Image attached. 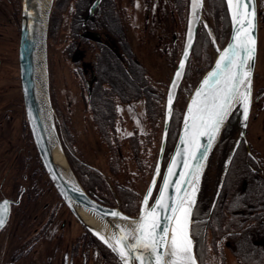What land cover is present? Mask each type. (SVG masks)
Listing matches in <instances>:
<instances>
[{
    "label": "flooded vegetation",
    "instance_id": "flooded-vegetation-1",
    "mask_svg": "<svg viewBox=\"0 0 264 264\" xmlns=\"http://www.w3.org/2000/svg\"><path fill=\"white\" fill-rule=\"evenodd\" d=\"M60 1L62 5L65 1V10L67 14H71L67 34L71 43L69 57L76 46H81L82 59L80 57L79 60H74V65L79 68L81 60L90 62L89 75H84L81 69L79 71L85 86L82 113L91 121L96 143L101 142L100 145L105 146L110 153V147L115 141L112 135L113 118L107 116L106 123L103 124L99 117L101 111L99 100L103 98L128 100L129 80H133L132 74H135L132 68L141 67L144 71V67L148 65L147 58L151 54L157 57L158 55L155 54H160L166 48L171 50V54L177 52L180 36L178 23L181 25L184 19L185 32L188 3L184 11L183 2L181 8L179 5L181 0H98L93 10L88 12V7L94 0ZM256 1L259 8L260 0ZM54 3L56 4L57 0H53L52 5ZM51 11L52 6L50 13ZM257 24L260 27L259 15H257ZM137 33L138 39L133 42L135 46L133 48V45L130 46V35L133 37ZM183 38L184 33L181 47ZM259 57L258 51L253 72L252 108L244 130L242 124L232 122V119L235 120L233 112L220 133L219 144L223 146L224 152L219 164L224 162L223 178L218 183L220 170L217 165L212 185L211 187L207 185L206 188L204 208L199 209L198 203L199 194L206 181L201 182L193 207L190 232L199 264H231L230 260H233V264H264V162L253 142L260 140V135L264 133V85L262 84L264 76L257 69ZM256 76L261 77L260 83H256ZM26 123L24 127H20L25 137L24 139L21 135L23 144L18 147L21 148L19 150L21 154H15L13 157L12 167L16 173L11 176L13 181L9 188L10 195L2 193L0 188V200L3 198L9 200L8 217L4 226L0 228V234L5 233L11 223L20 227L19 235L22 234L18 237L19 240L18 235H14L16 243L10 256L6 257V261L3 260V264H32L34 244L39 242L45 243L49 249V255L43 257L44 264H65L67 252L65 232L72 226V222L64 217L59 218V214L64 210L65 215V209L68 207L45 173ZM64 126L59 128L58 136L71 169L73 168L71 161L77 160L93 172L103 174L97 164L83 159L79 145L75 150L72 148L75 142L74 134L66 125ZM69 140L71 145L67 142ZM83 140L84 149L97 152L96 146V149L92 150L94 146H90L85 137ZM81 142L80 146H82ZM12 150L14 151L10 145L5 153ZM2 151L0 135V164ZM78 170H82L81 166ZM79 173L76 172L75 175ZM80 183L82 184L81 181ZM82 186L87 189L83 184ZM50 189L54 192L51 197L53 200L45 202L41 211L34 212L36 200ZM87 191L91 190L87 189ZM93 193L96 195L95 192ZM16 214L19 218L14 220ZM78 224L83 234L76 237L78 240L73 239L69 264H84L83 252L90 254L91 260L98 247L101 251L106 250L107 247L104 241L98 240L95 232L82 223ZM24 227H29L28 234H25ZM81 240L82 244H80ZM57 247L58 254L55 256ZM110 252L112 257V248ZM101 255L108 256L106 252Z\"/></svg>",
    "mask_w": 264,
    "mask_h": 264
},
{
    "label": "rangeland",
    "instance_id": "rangeland-1",
    "mask_svg": "<svg viewBox=\"0 0 264 264\" xmlns=\"http://www.w3.org/2000/svg\"><path fill=\"white\" fill-rule=\"evenodd\" d=\"M20 2L21 0H0V135L3 149V157L0 164V188L2 193L6 195H10L9 188L10 184L13 181V178L11 176L15 175L16 173L15 169L12 167L13 157L15 154H21L19 152L21 148L19 149L18 147L23 144V138L25 139L20 128L21 126L24 127L26 118L23 109L22 94L20 90L17 57L20 27ZM59 3H61V1L57 0V3L55 4L56 7H58L57 11L59 14L56 34H54L52 31L55 18L51 17V22L50 19L48 22L51 30L49 34L47 32L45 46L49 101L51 105V115L54 129L58 135L59 128L65 127L64 125H66V127L69 128L74 134L75 142L74 147L72 148L75 150L76 146L78 147L79 145L80 149L82 150L81 156H83V159L97 164V166L103 173L102 175H104L103 177L107 179V181L113 188L115 187V184L113 183L112 178H119L121 184H127L130 189L137 188V190L139 191L138 196H141L148 179L147 175H145L144 173H140L137 164L138 161L144 160L145 157L142 153L140 142L137 151L135 153L131 151L130 142L127 137L132 132H138V134L140 135L142 131L146 130V127L149 124H151L152 126H156V124L159 123L161 126L164 111V100L166 95L165 89L173 73V69L175 68L179 60L182 51L181 47L179 54L178 52H172L171 54V50L169 48H166L160 54L156 53L155 55H158L157 57L151 54L147 58L149 62H147V67H144V71L142 70L139 73V75L142 77L143 83L146 85L145 87L147 88L149 86L148 89L153 90L151 93H148L147 98L146 96L142 95H138L132 98L129 97L128 100H119L118 98H112V109L115 114L113 118V129L117 131L118 140L113 142L114 144L111 145L109 153L107 152L105 146L100 145L101 142H97L98 144L96 143L95 139L93 138L94 128L91 124V121L88 117L85 116V114L82 113V108L84 107L85 103V86L79 71L82 70L84 75H89L90 62H84L83 60H81L79 68L74 65V60H79L80 57L82 59L83 47L81 48V46H76V48L72 50L69 57L71 43L69 42V36L67 34L69 33V20L71 14H67L65 10L66 4L64 2L61 7L58 6ZM259 6L260 7L257 8V15H259V23L261 22V25L259 27L257 24L256 54L259 51L260 57L257 62V69L258 72L263 74L264 76V0H260ZM221 15V5L216 4L215 0H203L201 15L199 18L202 19V24L209 31V34L211 36V44L208 46L206 45V40H202L198 48L200 49L199 54L192 51L189 60L186 63L185 72L180 79L176 97L174 99V108L168 129L165 154H168L172 148L178 132L181 115L192 88L197 83L206 68L209 67L212 63L213 58L216 54V50L227 39L228 34H225L224 38L222 35L223 31H221L220 28V21L222 19ZM179 28L180 24L178 23V29ZM125 30L127 31V26H125ZM137 39L138 33L133 37L130 35V46H132L133 42H136ZM133 48H135L134 45ZM260 82L261 77L256 76V83ZM130 84H133V81L131 79L129 80V85ZM262 84L264 85V78ZM128 93L130 96V90L128 91ZM144 94H146V92ZM149 97L154 98V108L156 109L155 112L157 113V117L154 116V118L152 117V119L149 118L146 110ZM251 106L252 103L250 105V109L252 108ZM249 113L248 118L250 115ZM232 122H237L236 124H242L241 120L237 118L236 114L235 120L232 119ZM160 130L161 128H159V132ZM24 132L27 136L28 134L26 133V128H24ZM21 135H23V138L21 137ZM260 136V140H253V142L254 146L257 148V151L262 155V159L264 162V133L262 132ZM83 137L86 138L90 146H94L92 147V150L93 148H95V146L97 147L98 150L96 153H94V151H90L91 149L89 151L84 149L85 142L83 140ZM67 142H69V144L71 145L70 140ZM80 142L82 146H80ZM115 143L117 144V146H115ZM158 143L159 138L155 141L156 151L158 148ZM10 145L11 148L14 149V151L12 150L8 153H5L8 151ZM34 151L35 150H33V153ZM223 152V146L216 143L203 170L199 188L202 181H206L207 183L202 186L201 192L199 194L198 205H200L199 209L201 210L204 208L203 203L206 202L207 185L211 187L212 181L214 179L213 174L216 172L217 165L219 166L218 170L222 171V162L220 164L219 162L222 159ZM164 159H166V156L164 157ZM71 165H73V168L71 170L74 175L76 172H81L78 169L82 165L81 163H78L77 160H72ZM73 169H75V171ZM86 188L93 192L98 191L99 193H102V195L109 193V190L106 188L104 183L103 186H97L96 189L93 187ZM155 189L156 185L152 194L154 193ZM52 195H54V192L50 189L46 194L37 199L36 205L34 206V212H37L38 210L41 211V207L45 202L53 200V198H51ZM115 199L120 201L122 204L124 203V201L127 202L129 198L121 196L120 198L116 197ZM65 210V215L63 213V210L60 212L59 218L64 217L66 218V220L72 222V226H70L69 229L65 232L67 246V252L65 254V264H69L71 261V255L69 252L71 251V246L73 245V239L78 240V238L76 237L79 234H83V232H81L78 224L82 223L81 219L74 215L69 208ZM14 218V220H16L19 218V216H17L16 214ZM9 225L10 226L6 231L7 233L3 232L2 234H0V261L2 264L4 262L3 260L6 261V257L10 256L12 249L16 243L14 241V235H18L17 239L18 237L22 236V234L19 235L20 227L15 226L14 223L13 225L12 223ZM24 228L26 229L25 234H28L27 230L29 229V227ZM81 239L83 240V238ZM82 240L80 244H82ZM98 240L100 241L99 237ZM45 245L46 244L43 242L34 244L35 252H33L32 254V264H44L45 260H43V257L46 254L49 255V249ZM56 245L57 243L55 244V246ZM103 251L108 254L107 257L101 255V253H104ZM103 251H101V249L98 247L97 251H94L95 255H92L91 260V255L86 253L84 254L83 252V256H85L83 258L84 264H123L117 252H115L116 256L113 255L111 257V248H109L108 246L106 247V250L104 249ZM57 254L58 247L56 249L55 256H57ZM230 263L233 264V260H230Z\"/></svg>",
    "mask_w": 264,
    "mask_h": 264
},
{
    "label": "snow or ice",
    "instance_id": "snow-or-ice-1",
    "mask_svg": "<svg viewBox=\"0 0 264 264\" xmlns=\"http://www.w3.org/2000/svg\"><path fill=\"white\" fill-rule=\"evenodd\" d=\"M227 5L233 21L232 43L223 50L216 61L215 68L196 90L184 118L182 143L187 147L181 151L187 155V159L182 162L187 172H182L180 179L173 183L170 177L175 175L173 170L178 163L177 159L173 158L160 188V194L151 208L148 204L152 187L145 195L139 221L134 225L135 233L117 226L116 246L100 236L109 248L117 252L123 264H137V262L138 264H197L193 254L190 225L202 169L201 162L206 158L207 151L220 131V126L228 117L230 109L234 107L233 102L239 98L238 103L243 109L245 121L248 118L251 103V77L256 43L254 6L252 0H227ZM198 7V0H193L194 13ZM188 44L190 47L191 29ZM184 56L185 58L188 56L187 48ZM183 69L184 60L179 65L172 88L177 86V80L181 77ZM173 98L170 90L167 102L169 115H171ZM201 137L207 138V146L200 142ZM180 154L181 152L178 151L177 155ZM158 172L159 169H157ZM170 185L178 195L166 198L165 193ZM8 205V201L0 204V227L4 226V215L8 211ZM110 214L113 217L121 215L118 212ZM169 228L171 229L170 240Z\"/></svg>",
    "mask_w": 264,
    "mask_h": 264
},
{
    "label": "water",
    "instance_id": "water-1",
    "mask_svg": "<svg viewBox=\"0 0 264 264\" xmlns=\"http://www.w3.org/2000/svg\"><path fill=\"white\" fill-rule=\"evenodd\" d=\"M98 0H94L90 3L88 7V12H91ZM226 1V0H225ZM202 2L201 0V5L199 7V15L195 18L193 26H192V33H191V46L189 47V44L187 43V46L184 48V45L182 47V51L179 57V60L173 70V73L171 75V78L169 80L167 89H166V95H165V100H164V112H163V121H162V128H161V133H160V140H159V146H158V151H157V156H156V161L153 167V171L151 174V177L146 185V188L141 196L139 206L137 213L135 215L129 214L125 211H123L118 205H113L109 204L106 202L101 201L99 198L95 196V194L92 191H87L85 190L82 185L79 183L77 178L75 177L74 173L72 172L68 162L69 169L71 171V174L73 175L74 179H71L67 176H64L61 174V172L57 169L55 164L53 163V160L51 158L50 152H49V147H48V142H47V136H46V128L42 116V112L40 109V103L36 94V89L33 83V62H32V55H33V47L34 43L37 41L38 38V16L41 13V8H40V0H21L20 2V27H19V40H18V47H17V57H18V75H19V83H20V90L22 94V101H23V109L25 113V118L26 122L33 140L34 147L36 149V152L38 154V157L40 159V162L44 168V171L46 172L49 180L51 181L53 187L56 189L58 195L62 199V201L66 204V206L70 209V211L79 217L81 219V222L83 225H85L87 228V224L85 223V217L82 214H79L75 210V206H79L96 216L102 221H105L107 223V226L110 228L114 238L118 235V228H123L120 224V219L122 220V217H127L128 219H134L135 223L139 221V217L141 214V208L143 204V200L145 195L148 193L149 188L152 187V192L154 190V187L158 181L157 188L155 189L153 195H151L149 199V204L148 207L151 208L153 204H155L156 198L160 194V188L163 185V180L164 177L167 175L169 165L172 162L173 158H176L178 163L176 167L174 168V173L172 177H170V180L173 181V183L177 180L180 179V174L182 172H187V169L183 167V160L187 159V155L183 153L181 150L186 148L187 145L182 143V137H184V118L188 113V106L191 103L193 96L195 95L196 90L201 86L202 81L205 79V77L208 76V74L215 68L216 66V61L219 59L220 54L223 52L225 48L228 47L230 43H232V37H233V21L231 18V11L227 5L226 1V6H227V11H228V16L230 20V27H229V33L227 36L226 41L224 44L219 47L216 50V54L214 56V59L210 66L204 71V73L200 76L199 80L195 84V86L192 88L184 110L181 115L180 123H179V128L178 132L175 138V141L172 145V148L168 154H165V147L167 143V135H168V129L170 125V120L173 112V107H174V99L176 97V92L180 83V79L183 75L184 69L182 71V75L180 79L177 81V86L172 90V83L175 78L176 72L179 69V65L182 60H184V68L186 66V63L188 61V57L191 52V48L193 45V41L195 38V33H196V28L199 22V17L201 15V10H202ZM52 3V1H51ZM252 5L254 6V12H255V17H254V25H255V31H254V37H255V59H256V50H257V4L256 0H252ZM51 7V4H50ZM50 12V9H49ZM48 19H49V13L47 17V22L45 24L44 28V44L46 46V36H47V27H48ZM189 41V40H188ZM187 48L188 51V56L185 58L184 53ZM46 52V48H45ZM46 57V56H45ZM47 63V60H46ZM254 66H255V60H254ZM254 66L252 68V82H253V71H254ZM48 89V86H47ZM172 91L173 94V103H172V109H171V115L168 114L167 110V102H168V95L169 91ZM49 95V91H48ZM251 99H252V86H251ZM50 105V101H49ZM234 107L230 109L229 115L232 113L233 110H235V114L237 115V118L241 120L242 122V130H244L246 121L244 120L243 117V109L239 106L238 103V98L236 101L233 102ZM251 105V103H250ZM51 107V105H50ZM228 117L225 119L223 124L220 126V131L224 124L226 123ZM237 123V122H236ZM50 126L51 129L55 131L53 123H52V115L50 113ZM220 131L217 133L215 139L211 143V147L208 149L206 158L203 159L202 163V169L200 173V179L198 183V188L200 185V180L202 177L203 170L206 166L208 157L215 146V144L218 141V137L220 134ZM56 133V131H55ZM58 136V135H57ZM200 142L203 143L205 146H207V138L206 137H201ZM62 148V147H61ZM178 151L181 152V154L178 156L177 153ZM64 154V153H63ZM65 156V155H64ZM167 156V159L162 166V161L163 158ZM228 159V158H227ZM67 161V160H66ZM227 160L225 161L226 164ZM191 163V161H190ZM222 168H224V162L222 164ZM157 169H159V172L157 173ZM223 173L224 170L221 171L220 173V178L218 183L223 178ZM155 179V185L153 186V181ZM173 189V186L170 185L168 191L165 193L166 198L169 197L171 191ZM197 195V192H196ZM195 195V198H196ZM3 201H8L7 198H3L0 200V204L3 203ZM170 202V201H169ZM112 212H118L120 213V217H113L110 213ZM9 213V205H8V211L4 215V220H7ZM135 225V224H134ZM1 228V227H0ZM90 229V228H89ZM132 232L135 233V227L133 226ZM191 235V234H190ZM169 240L171 239V229L169 228ZM131 240V237L129 238ZM192 239V238H191ZM193 254L195 256L194 252V247H193ZM196 258V256H195ZM121 259V258H120ZM167 259V258H165ZM122 261V260H121ZM197 264V258H196ZM123 263V262H122ZM138 264V262H137Z\"/></svg>",
    "mask_w": 264,
    "mask_h": 264
},
{
    "label": "trees",
    "instance_id": "trees-1",
    "mask_svg": "<svg viewBox=\"0 0 264 264\" xmlns=\"http://www.w3.org/2000/svg\"><path fill=\"white\" fill-rule=\"evenodd\" d=\"M216 4L221 5L222 8V19L220 21V28L221 31H223L222 35L225 38V34H228L229 32V27H230V20H229V16H228V11H227V6H226V1L225 0H215ZM65 2V1H63ZM182 2H183V6H184V11H186V4L188 3V0H181V2H179L180 8L182 7ZM59 7L62 6L61 3H59L58 5ZM58 7H56L55 3L52 5V11L50 13V22H51V17L55 18V22H54V26H53V33L56 34V27L58 24V19H59V14L57 11ZM185 16V13H184ZM184 16H182L184 18ZM216 21H217V17H216ZM50 25H49V31L48 34L50 33ZM184 33V19L180 25V36H179V40L177 43V52L179 54L180 51V47L182 44V36ZM202 40H206V45H210L211 44V36L209 34L208 29L202 24L201 20H199L197 28H196V33H195V38H194V42L192 45V49L191 52L194 51L197 54H199L200 49L199 46L201 44ZM225 40V39H224ZM132 72L135 71V74L133 76V80L135 83L130 84V93L131 95L129 97L132 98L133 95L138 96V95H142V96H146V98L148 97V93H151L153 90L152 89H148L149 86L146 88L145 84L142 81V77L139 75V73L142 71V68H132L131 69ZM116 74V73H115ZM133 86V87H132ZM146 88V89H145ZM146 92V94H144ZM133 96V97H135ZM112 98H103L99 100V106H100V113H99V117L102 119L103 124L106 123V117H110L111 119L114 118L115 114L114 111L112 109ZM153 103V104H152ZM147 115L149 116V118L152 119V117L154 118L157 117V113L155 112V108H154V98L153 97H149L148 98V105H147ZM149 123V122H148ZM148 125V124H147ZM226 126V124H225ZM224 126V127H225ZM159 128H161L160 124H156V126H152L151 124H149L146 127V130L142 131L140 133V135L138 134V132H132L127 139H129L130 142V148L132 152H136L139 142L141 144L142 147V153L144 155V160H140L138 161V168L140 173H144L145 175H147V179L149 176V173L151 171L153 162H154V158H155V152L156 148H155V141L159 138ZM223 130V129H222ZM112 135H113V140L117 141L118 140V135L116 133V130L114 129L112 131ZM114 141V142H115ZM132 142V143H131ZM219 142H220V136H219ZM219 144V143H218ZM115 146H117V144L115 143ZM83 166H81L82 170H81V174L79 173L78 177L80 179V181L82 182V184L86 187H93L96 189L97 186H103V183L105 184L106 188L109 190L108 194L102 195V193H99L98 191L95 192L96 196L100 199L105 200L108 203L111 204H118L119 207L129 213V214H135V210H137V206L140 200V195L138 196V190L137 188H133L130 189L129 186L127 184H121V181L119 178H112L113 179V183L115 184L114 188L111 186V184L107 181L106 178H104L102 174H98L97 172H93L90 168H88L87 166H84L83 163H81ZM118 195V196H117ZM124 196L125 198H129L127 202L124 201V203L121 204L120 201H118L117 199H115L116 197H121ZM113 255L116 256L115 252L112 250Z\"/></svg>",
    "mask_w": 264,
    "mask_h": 264
},
{
    "label": "bare ground",
    "instance_id": "bare-ground-1",
    "mask_svg": "<svg viewBox=\"0 0 264 264\" xmlns=\"http://www.w3.org/2000/svg\"><path fill=\"white\" fill-rule=\"evenodd\" d=\"M51 1L52 0H40L41 13L38 16V21H37L38 22V31H37L38 38H37V41L34 43L33 55H32L33 83H34L36 94H37V97L40 103V109L42 112V116H43V120H44V124L46 128V136H47L49 152L53 160V163L55 164L57 169L61 172V174L71 179H74L69 169V166L67 164L66 158L63 154V150L61 148L57 133H55V131L52 130L50 126L51 107L49 105V95H48V89H47L48 78H47V63H46V57H45L46 52H45V44H44V28L47 22L46 20L48 17ZM198 4L200 7L201 0H198ZM199 7L194 13L193 0H189L186 26H185V32H184V38H183V45L185 42L184 48L187 46V43L189 40V31L190 29L192 31L194 20L199 15ZM173 89L174 88H172V90ZM238 101H239V98H238ZM190 190L191 189L189 188V191ZM175 195H178V193H175L174 188H173L169 197H172ZM75 210L79 214H82L85 217L84 221L91 230H93L99 237L103 236L105 240H107L109 243L116 246V240L110 228L108 227L109 225L107 226V223L105 221L100 220L99 218H97L96 216H94L93 214H91L90 212H88L82 207L75 206ZM120 224L124 229L132 231L133 226L135 224V220L134 219H122V220L120 219Z\"/></svg>",
    "mask_w": 264,
    "mask_h": 264
}]
</instances>
